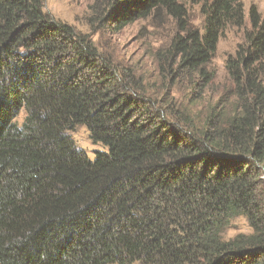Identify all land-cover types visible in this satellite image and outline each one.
I'll return each instance as SVG.
<instances>
[{
	"label": "trees",
	"instance_id": "trees-1",
	"mask_svg": "<svg viewBox=\"0 0 264 264\" xmlns=\"http://www.w3.org/2000/svg\"><path fill=\"white\" fill-rule=\"evenodd\" d=\"M44 2L0 0V264H264V15L240 0H95L82 34ZM162 17L176 31L154 56L198 96L223 32L248 22L226 63L231 102L200 123L93 39ZM77 127L101 147L92 158ZM237 218L250 233L228 236Z\"/></svg>",
	"mask_w": 264,
	"mask_h": 264
},
{
	"label": "rangeland",
	"instance_id": "rangeland-1",
	"mask_svg": "<svg viewBox=\"0 0 264 264\" xmlns=\"http://www.w3.org/2000/svg\"><path fill=\"white\" fill-rule=\"evenodd\" d=\"M99 1L103 7L108 0ZM240 1L246 14L250 7H255L264 15V0ZM94 2L95 0H45L44 12L54 21L72 26L79 33L87 34L91 32L87 24L90 17L89 7ZM189 20L194 26L201 27L202 17L197 7H189ZM245 29H249L248 22ZM245 29L229 28L223 32L216 53L207 68L209 72L214 73L215 79L200 96L194 86L196 78L192 80L188 75H181L173 80L161 69V63L154 56L158 49L167 45L176 31L170 19L162 17L156 20H139L119 31L115 29L100 31L93 39L102 49L107 46L108 54L114 56L120 68L132 75V84L139 85L152 97L161 98L164 93H169L177 109L187 110L194 122L200 123L209 107L216 101L221 99L227 103L231 102L232 83L227 74L226 63L239 45L245 42ZM199 97L200 99L196 101L195 98ZM71 137L77 148L90 158L95 151L101 150L100 146L90 142L84 127H77ZM239 233H250L243 218L234 221L233 229L228 232V236Z\"/></svg>",
	"mask_w": 264,
	"mask_h": 264
},
{
	"label": "built area",
	"instance_id": "built-area-1",
	"mask_svg": "<svg viewBox=\"0 0 264 264\" xmlns=\"http://www.w3.org/2000/svg\"><path fill=\"white\" fill-rule=\"evenodd\" d=\"M261 179L264 181V175L261 177Z\"/></svg>",
	"mask_w": 264,
	"mask_h": 264
}]
</instances>
